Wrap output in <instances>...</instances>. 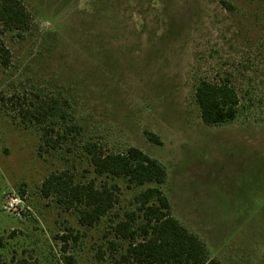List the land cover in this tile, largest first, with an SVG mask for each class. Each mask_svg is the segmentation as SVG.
<instances>
[{
	"label": "rangeland",
	"instance_id": "rangeland-1",
	"mask_svg": "<svg viewBox=\"0 0 264 264\" xmlns=\"http://www.w3.org/2000/svg\"><path fill=\"white\" fill-rule=\"evenodd\" d=\"M25 4L34 16L28 31L0 23L10 51L0 63V264H139L124 255L144 238L142 213L135 234L117 227L149 184L116 180L120 202L93 225L81 222L72 198L44 192V180L63 169L104 182L79 137L40 150L48 123L21 112L46 95L67 101L83 139L108 152L137 146L160 160L174 216L217 264H264V0ZM203 78L235 87L234 120L203 121L196 100Z\"/></svg>",
	"mask_w": 264,
	"mask_h": 264
},
{
	"label": "trees",
	"instance_id": "trees-1",
	"mask_svg": "<svg viewBox=\"0 0 264 264\" xmlns=\"http://www.w3.org/2000/svg\"><path fill=\"white\" fill-rule=\"evenodd\" d=\"M223 4L231 8V3L223 1ZM32 20L34 16L25 0H0V23L6 28L23 34L30 29ZM5 44L0 37V63L3 64L7 63L10 54ZM46 96L29 101V107L21 112L25 121L36 119L39 123H48L44 133H41L43 142H40V150L47 145L57 148L58 145L76 143L79 137L88 165L97 177L104 178V182L97 185L94 179L78 181L69 169H63L51 173L44 180V192L54 191L72 198L79 204L81 222L93 225L120 202L121 186L116 180L124 179L129 188L149 184L135 195L134 204L137 205L135 210L127 212L129 218L118 223V230L127 237L132 222L142 213L140 217L143 220L138 227L144 238L132 244L124 258L139 264H217L204 240L174 216L172 203L162 187L168 172L160 160L137 146H128L125 151L108 152L97 142L83 139L82 127L67 101ZM196 100L203 121L209 125L234 120L240 103L239 94L228 79H201L196 86ZM147 134L152 142L162 143L157 134ZM130 234L135 233L130 231Z\"/></svg>",
	"mask_w": 264,
	"mask_h": 264
}]
</instances>
